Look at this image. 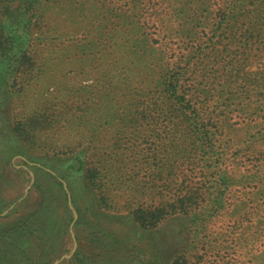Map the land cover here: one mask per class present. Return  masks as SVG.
<instances>
[{
  "label": "rangeland",
  "instance_id": "rangeland-1",
  "mask_svg": "<svg viewBox=\"0 0 264 264\" xmlns=\"http://www.w3.org/2000/svg\"><path fill=\"white\" fill-rule=\"evenodd\" d=\"M38 7L0 57L26 264H264V0Z\"/></svg>",
  "mask_w": 264,
  "mask_h": 264
},
{
  "label": "trees",
  "instance_id": "trees-1",
  "mask_svg": "<svg viewBox=\"0 0 264 264\" xmlns=\"http://www.w3.org/2000/svg\"><path fill=\"white\" fill-rule=\"evenodd\" d=\"M39 5L41 0H0V57H5L12 49L10 38L11 32L15 34L16 25L23 17L27 20H31L32 16L35 17ZM173 91L175 92V88ZM28 234L29 230H25L24 227L0 230V264H26L28 256L18 242Z\"/></svg>",
  "mask_w": 264,
  "mask_h": 264
}]
</instances>
